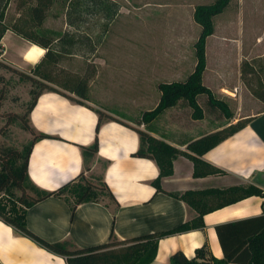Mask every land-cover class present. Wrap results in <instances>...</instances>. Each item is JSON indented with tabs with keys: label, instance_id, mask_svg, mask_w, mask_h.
Returning <instances> with one entry per match:
<instances>
[{
	"label": "crops",
	"instance_id": "1",
	"mask_svg": "<svg viewBox=\"0 0 264 264\" xmlns=\"http://www.w3.org/2000/svg\"><path fill=\"white\" fill-rule=\"evenodd\" d=\"M0 44V59L25 72L45 53V48L10 29L4 32ZM96 109L112 116L103 119L98 131ZM28 117L36 132L54 136L37 139L31 147L27 171L37 187L53 190L76 177L83 171L79 146L89 145L97 137L98 151L89 170L102 163L100 173L116 200V203L82 202L73 212L59 197L48 196L35 202L26 210L25 223L33 234L47 242H66L70 248H83L107 242L111 233L118 239H127L169 230L198 215L197 210L170 193L234 185L257 186L262 196L251 195L221 207H217L220 199L213 194L198 196L201 207L213 208L202 215V225L161 237L156 256L149 263L170 264V255L177 250L191 258L197 248L205 245V260L213 264L208 256L223 258L216 226L264 213V107L241 117L239 120L245 121L243 127L199 156L220 170L205 175H194V162L188 156L194 153L187 149V144L224 126L185 141L172 140L149 124L151 135L180 151L173 160V173L160 180L162 191H156L152 185L158 176L155 161L133 155L140 146L135 126L104 108L75 103L57 92L43 91ZM0 264H66V260L0 220Z\"/></svg>",
	"mask_w": 264,
	"mask_h": 264
},
{
	"label": "rangeland",
	"instance_id": "2",
	"mask_svg": "<svg viewBox=\"0 0 264 264\" xmlns=\"http://www.w3.org/2000/svg\"><path fill=\"white\" fill-rule=\"evenodd\" d=\"M20 1L25 7L35 3L10 0L9 14H18L16 3ZM215 1L51 0L41 27L51 34L79 32L90 42L75 46L76 54L63 57L55 69L58 81L66 72L86 78L84 98L59 83L49 86L143 130L145 125L137 120L143 110L156 108L158 83L183 80L193 72L194 43L202 30L196 10ZM211 22L213 33L205 39L201 82L229 108L232 117L227 119L221 109L209 106L205 94L197 96L200 118L186 101L179 100L148 122L172 140L186 141L216 127H227L264 107V0H229L221 12L211 16ZM31 89L38 90V86L0 63V160L5 150L22 151L32 139L24 116ZM101 168L98 163L84 177L97 184ZM12 192L0 196L17 200L28 190L14 188Z\"/></svg>",
	"mask_w": 264,
	"mask_h": 264
},
{
	"label": "trees",
	"instance_id": "3",
	"mask_svg": "<svg viewBox=\"0 0 264 264\" xmlns=\"http://www.w3.org/2000/svg\"><path fill=\"white\" fill-rule=\"evenodd\" d=\"M229 0H216L213 4L202 5L196 10L195 18L201 24L202 30L194 43L196 63L192 73L183 80L171 82H159L158 90L160 98L156 108L142 112L139 124H145V129H135L139 135L140 146L134 156L153 159L158 167V176L152 181L156 191H162L160 180L162 177L173 173V160L179 154V150L164 141L151 135L148 130V122L152 121L165 109L173 107L179 100H184L194 109L195 117H201V107L197 103V96L205 94L207 104L213 108H219L227 119L232 117L229 108L213 95L210 88L201 82L202 73L206 65L205 39L213 33L211 16L221 12ZM10 0H0V39L7 29L12 30L24 39L45 48L41 60L26 73L0 60L4 66L12 67L22 73L24 78L31 84H36L38 90H30L31 100L25 113V128L30 129L32 139L22 150H5L4 158L0 160V193L12 195V189L28 190L27 194L21 195L17 200L3 199L0 196V220L12 226L17 232L35 240L47 250L65 257L66 264H149L156 256L157 243L161 237L173 233L187 231L202 225V215L213 208L201 207V199L198 196L213 194L220 199L217 207L236 202L251 195H263L260 188L253 184L234 185L227 188H208L203 190H188L183 193H170L173 197L184 200L192 208L198 211V215L191 221L177 225L176 227L158 232L141 234L127 239H118L110 234L109 240L102 244L88 247L70 248L66 242H47L33 234L26 226L25 214L28 207L35 202L48 197L55 196L65 200L71 211L82 202L102 201L107 197L116 203L115 197L105 183L103 176L98 175V183L91 182L84 177V172L90 169V163L97 154V137L89 145H80L83 158V171L76 177L63 183L53 190H43L37 187L29 178L27 166L28 156L35 140L46 137H54L44 133L36 132L29 122V112L33 108L37 97L43 91H54L66 96L75 103L83 104L62 91L49 86L48 83H59L64 90L73 92L84 98L87 79L75 73L66 72L62 80L58 81L55 75L58 62L65 56L76 54L75 46L89 44L90 38L79 32L72 33L64 30L57 34H51L41 27L51 0H35V3L25 7L22 1L16 3L18 14H9ZM94 50V48H93ZM1 44H0V54ZM98 121L96 131L104 118H111L105 112L96 109ZM244 120H239L227 127L202 135L187 144V149L194 155L188 156L194 162V175H205L218 173L220 170L203 162L199 156L215 146L224 138L235 133L243 127ZM6 157V158H5ZM264 204V203H263ZM216 233L222 248L223 258L216 259L211 255L208 260L213 264L244 263L264 264V213L233 222L222 223L216 226ZM207 252L205 245L195 250V256L188 258L181 250L170 255V264H209L205 260Z\"/></svg>",
	"mask_w": 264,
	"mask_h": 264
}]
</instances>
